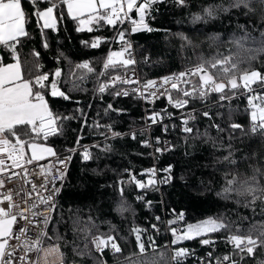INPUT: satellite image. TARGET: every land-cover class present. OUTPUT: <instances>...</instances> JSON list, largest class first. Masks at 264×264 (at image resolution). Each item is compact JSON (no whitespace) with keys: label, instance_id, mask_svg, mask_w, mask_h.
I'll use <instances>...</instances> for the list:
<instances>
[{"label":"trees","instance_id":"obj_1","mask_svg":"<svg viewBox=\"0 0 264 264\" xmlns=\"http://www.w3.org/2000/svg\"><path fill=\"white\" fill-rule=\"evenodd\" d=\"M229 2L230 0H185V5L181 6L176 0H162L153 5L151 14L145 20L153 30H140L133 34L142 82L178 74L202 62L201 58L211 60L217 56H231L241 68L250 66L264 74V52L248 51L261 47L258 43V15L245 16L242 9H231L229 12L218 11L216 18L208 22L194 19L196 16H204L207 8L220 5L227 7ZM22 4L26 13L32 12L28 0H22ZM62 11L64 15L56 30L41 31L35 18L29 19L26 29L30 38H22L17 51L25 79H33L41 72L53 73L59 68L62 76L57 81L58 87L72 97L71 100L60 97L49 100L54 112L62 116H75L76 119L62 121L63 134L51 136L47 142L54 146L57 153L72 148L78 136H83L82 144L99 145L91 146L94 157L91 160L83 161L79 153L73 154L49 220L45 242L59 243L65 263L170 264L168 250L164 246V226L156 219L161 215V205L154 202L147 207L144 201L135 199L133 194L139 189L133 184L124 185L123 197L117 190V180L127 178L125 169L134 174H145L147 169L154 167L155 160L160 172L171 165L172 183L164 189L165 208L169 217L183 213L185 221L190 225L209 217L223 216L233 222V231L237 228L246 231L254 224L264 223V204L261 201L257 200L246 207L250 197L233 193L228 200H224L217 196L233 175L236 176L237 186L240 181L254 175L260 185H264V135L250 130L247 94H237L233 99L223 102H218V94H212L206 101L191 100L185 111H192L189 113L196 116L188 124L193 132L179 130V125L183 124L189 114L172 118L168 125L174 137V146L162 153L155 152L154 158L151 147L143 144L148 141L145 130L138 131L135 139H131L127 133L112 137L113 131L125 133L145 123V110L140 97L134 94L129 98L112 95V92L124 87L119 82L103 94L98 91L100 84L110 80L111 76L121 75L125 70H105L103 64L110 51L121 48V43L113 39L117 31L127 30L128 34V28L122 24H118L117 28L104 24L102 27L94 25L92 32L77 31L78 21L67 14L66 6H62ZM132 15L138 19L137 12L133 11ZM240 25L245 28L242 29ZM246 33L255 38L257 43L246 39ZM97 37L105 40L98 48L86 47L82 43L91 42ZM233 38L242 41L243 47L233 43ZM45 39L47 48L43 47ZM35 53H39V56ZM0 54L4 56V63L14 62L7 50L0 49ZM252 56L255 59H251ZM86 61L94 67V72L88 73L74 67ZM70 70L76 76H69ZM211 71L215 73L216 69ZM101 73L104 75H100ZM80 75L84 77L82 81L77 79ZM50 79L55 78L50 76ZM190 79L193 83L197 82L196 76H191ZM67 80H72L79 90H74L66 83ZM182 87L190 88L189 85ZM171 93L173 99L179 98L176 91ZM108 105H112V109L116 111L108 110ZM145 105L149 116L160 113L165 117L178 112L167 97H160L152 102L148 100ZM205 111L210 113L211 119L203 116ZM85 118L87 125L84 124ZM232 123H239L243 127L232 129ZM96 124L101 127H95ZM106 125H111L112 128L104 127ZM161 128L162 125L154 127L155 136L161 134ZM105 146L110 147L111 151H103ZM156 147H160V144L155 145ZM229 152L236 163L230 165L219 162ZM90 218L102 233H107L110 228L114 229L112 234L121 249L119 253L107 249L100 254L95 251L93 244L88 243L90 253L78 254L87 243L82 230L90 227ZM153 225L156 227L153 228ZM134 228L142 230L140 235L145 244L144 254L139 252ZM210 235L221 239L219 253L230 252L231 246L224 240V233ZM201 238L203 237L185 242L195 244ZM262 261L264 252L257 249L256 256L245 258L242 264H261Z\"/></svg>","mask_w":264,"mask_h":264},{"label":"snow or ice","instance_id":"obj_2","mask_svg":"<svg viewBox=\"0 0 264 264\" xmlns=\"http://www.w3.org/2000/svg\"><path fill=\"white\" fill-rule=\"evenodd\" d=\"M28 2L32 7L31 13H26L22 0H0V49L7 50L14 60L13 63L6 64L4 63V56L0 54V189L5 187L6 180L11 181L13 178L21 176H23L26 184L31 185V191L28 192L16 188L0 194V264H48L49 256H55L63 264V256L58 246L43 247L44 237L47 235L44 226L49 223V217L45 216L44 212L34 211L38 204L33 202L29 205L28 200L32 199L33 193H36L39 197V204L48 206L45 211L51 210L54 208L55 197L60 191V188L56 187V182L60 181L62 186V182L67 175L65 168L71 163L73 154L79 153L83 161L91 160L94 157L89 146L81 143L83 136L77 137L75 145L66 149L68 154L63 157L53 147L38 142H46L51 136L62 135V121L76 119L75 116H62L54 112L49 100L56 97L71 100L72 97L58 87L57 81L62 76V70L59 68L53 73L41 72L33 79H25L17 46L21 43L22 38H30V34L26 30V24L33 17L40 24L41 31L46 29L56 30L59 20L64 15L62 6H66L67 14L73 20L78 21L77 31L87 30L92 32L94 25L102 27L104 24L117 28L118 24L125 22L132 25L130 29L132 32L152 31L153 29L148 26L145 20L151 14L152 6L161 3L162 0H28ZM176 3L184 6L185 0H176ZM231 9H242L245 16H259L260 40L258 43L261 47L248 49V51L264 52V0H230L227 7L220 5L207 8L204 10V16H196L194 19L208 22V20L216 18L218 11L229 12ZM133 11L138 13V19L131 16ZM240 27L245 28L244 25H240ZM126 31L118 30L117 35L113 37L114 40L121 43V48L119 51L109 52L103 64L105 70L128 69L136 64L131 51L132 45L126 39ZM245 38L257 43L255 38L247 33ZM183 39L187 40L188 38L183 37ZM102 42H105L104 38L97 37L91 42L84 41L82 43L86 47L98 48ZM188 42L191 43V41ZM232 42L243 47L242 41L233 38ZM43 47H48L46 39L43 41ZM35 55L39 56V53H35ZM251 59H255V56H252ZM201 61L193 68L172 76L163 77L160 85L156 81L148 80L144 83L143 89L136 88L132 91L152 102L155 98H158L157 93L160 92V88L167 85L160 95H166L168 101L176 108H186L193 99L206 101L212 94H218V102L231 100L237 94H247V104L250 108L251 117L250 130L252 133L258 132L264 135V74L259 70L252 69L250 66L241 68L240 64L233 61L231 56H217L211 60L201 58ZM74 67L77 70H86L88 73L95 71L91 63L87 61ZM211 69H216V72L213 73ZM100 75H104V73ZM50 76L55 79H50ZM69 76H76V73L70 70ZM133 76L134 72L132 76L126 74L111 76L109 81L99 85L98 91L103 94L109 87H115L117 82L120 84H139V81L134 79ZM191 76L197 77L196 83L192 82ZM83 78V75L77 76V79L81 81ZM66 83L70 84L74 90H79L72 80H67ZM182 85H189L190 89L182 87ZM171 90L179 93V98L173 99ZM111 94L114 96H127L129 91H115ZM108 110L116 111L112 109V105H108ZM83 115L81 110V116ZM203 116L211 119L208 111H205ZM148 119L155 124L162 122L164 117L160 113H152ZM195 119L196 116L189 113L188 117L183 120V131L185 133L193 132V128L188 124L190 120ZM84 124L87 125L86 118ZM95 127H101V125L96 124ZM104 127L112 128L111 125ZM230 127L241 129L243 126L239 123H232ZM216 128L222 131L219 125H216ZM167 130V126H165L164 131ZM121 135L119 132H112L113 137ZM132 138L135 139V134H132ZM156 143H160L159 137L156 138ZM143 144L146 147H151L148 141H144ZM92 147H99V145H93ZM102 150L108 152L111 151V148L105 146ZM165 150L161 147L155 148L156 153H162ZM231 155V152H229L219 162L234 165L236 161L231 159ZM48 157H54V163L38 165L39 171H36L35 168L29 169L28 166ZM17 169L20 171H17ZM124 171L127 173V178L121 177L117 180V190L121 197H123L124 185L126 184H133L142 192L149 189L158 191V184H165L171 180V165L163 169L169 175L160 180L156 179L157 170L154 167L146 170L145 174L149 175L147 181L137 179V174L131 173L128 169ZM228 175L232 174L228 173ZM31 176L43 177V183L39 186V189L32 183ZM262 178H264V175H262ZM50 184L52 185L51 189L49 188ZM41 190L49 192V195H41ZM233 193L246 198L250 197L245 204L246 207L251 206L257 200L264 204V185H260L255 175L250 179L240 181L239 186H237L236 176L233 175L232 179L226 181L225 187L217 193V196L228 200ZM14 194L21 196L20 202L14 200ZM137 199L143 200V194L139 195ZM20 203L28 205L27 211L32 212L33 219H29L25 215L26 210L20 207ZM146 203L151 204L150 201ZM37 216L43 217V219L36 221L34 218ZM18 217L33 225V228L36 229L35 239H22L32 231L27 226H21L17 231L13 230ZM156 219L159 220L160 218L156 217ZM177 219H183V213L177 214ZM175 222V220L170 221V223ZM89 225L90 227L82 230L85 232L87 243L85 248L78 254L88 255L90 253L88 243L95 245L96 250L100 252L108 247L114 253L121 251L116 237L112 234L114 229L110 228L107 233H102L99 231V226L91 218L89 219ZM155 227L156 225H153V228ZM141 231L140 228L133 229L136 234L139 252L144 254L145 244L141 240ZM213 233H224L223 238L231 248L228 254L215 259H213L212 253L209 252L208 264H242L245 258H254L257 249L264 252V223L254 224L246 231L239 228L233 231V222L223 216L209 217L196 225L190 224L187 226L186 231L180 233L173 228L172 234L175 237L173 244L179 243L181 240L204 237L200 240L201 244L214 246L216 241L210 235ZM13 240L17 243H11ZM20 247H23L24 255H17ZM33 252L36 253L35 260L28 255ZM189 255V250L186 248L176 249L173 255L175 264H183V259ZM261 264H264V261Z\"/></svg>","mask_w":264,"mask_h":264},{"label":"built area","instance_id":"obj_3","mask_svg":"<svg viewBox=\"0 0 264 264\" xmlns=\"http://www.w3.org/2000/svg\"><path fill=\"white\" fill-rule=\"evenodd\" d=\"M131 16L133 17L132 13H131ZM133 18H135V17H133ZM122 25H125L128 28V34H126V39L128 41H130V43L132 45L131 51H132L133 57L136 60V64L130 66L128 69H125L121 75H125L126 74L128 76H132V74L134 72L133 78L138 80L139 84H135V83H133V84H124V87L120 91L128 90L129 91V95H127V96L121 95L120 97L129 98L133 94L140 97V99L142 100V103H143L144 110H145V123L141 127L130 129L127 132L121 133V134L124 135V134L127 133V134L130 135V138L133 139L132 138V134H135V136H136V133L138 131L145 130L147 135H148V142L151 144L153 157L155 158V145H157V143H156V138L157 137H159V140H160L159 144H160L161 148H164V149H166L168 151V150L172 149L173 146H174V142L175 141H174V137L172 136V132L169 130L168 121L171 120L174 117H185L186 115L189 114V112H192V111H185V108H177L178 112H176V114H172V115H170V117H169V114H167V115H165V117H164L162 122H158V123H155V124H153L151 122V120L148 119L149 115L146 112V105H145L146 101H148V100L142 98L138 93L132 91L133 89H136V88L143 89V85H144V83L142 82L140 71H139L138 58H137V53H136V50H135V43L133 41L134 32H132L130 30L132 28V25L130 23L125 22ZM117 42H119V41H117ZM172 75L173 74L167 75V76H172ZM162 78L163 77H159V78H157V79H155L153 81H156L157 84L160 85L161 82H162ZM164 87H167V85H165V86L160 88V92L157 93L158 98L166 97V95H160V93L164 91ZM257 90H259V89H257ZM172 91H175V90H171V92ZM158 98H155V99H158ZM175 99H177V98H175ZM156 125H162L161 134L158 135V136H155V134H154V130H155L154 127ZM165 126H167V129H168L167 131H164V127ZM183 127H184V125L180 124L179 125V130L183 131ZM84 145L89 146V149H91V146H92L91 144H84ZM58 154H60L61 157H63L64 155H67L68 153L66 151V152H62V153H58ZM54 161H55L54 157H48L47 159L41 160V161L37 162L36 164L30 165L28 167H29V169L35 168L36 171H39L38 165H47V164H50V163H54ZM69 166H70V164L65 168L66 173H67V171L69 169ZM154 168L157 170V175H156V179L157 180H160L161 178L169 175V174H167L165 172H160V168H159V165L157 164L156 160L154 161ZM17 171H20V170L17 169ZM30 179L32 180V183H34L37 186L38 189H39V186L43 183V177L42 176H31ZM137 179H141L143 181H147L149 179V175L139 173V174H137ZM171 183H172V176H171L170 182L165 183V184H158L157 185L158 191L149 189V190H145V191L142 192L139 189L138 191H135L134 194H133L135 199H137V197L139 195L143 194L144 199L141 200V201H144L145 203L147 201H150L151 204L155 202V203H159L161 205L162 212H161V215L159 216V218H160L159 220L163 223V226H164L165 235H166V242H165L164 246L168 250V254H169V258H170V264H175L174 259H173V255H174V251L176 249H178V248H186V249L189 250V253H190L189 256H187L186 258L183 259V264H208V261H209L208 253L209 252L212 253L213 259H215L217 257H222L223 255H225V254L219 253L218 247L220 246V244L222 242L221 239L218 238V237H214V236H211L216 241L214 246L201 244L200 240L203 239L204 237L201 238L195 244L186 243L185 240H181V241H179V243L173 244V241L175 240V237L172 234V229L173 228L177 229L178 233L184 232L187 229V226L189 224L185 221L184 215H183V219H177V214H179V213L175 214L172 217H169L167 215V210L165 208L164 189H165V187L167 185H169ZM60 184H61V182L57 181L56 182V187L60 188ZM51 187H52V185L50 184L49 188L51 189ZM16 188L22 189L23 192L31 191V185L26 184L23 176H21L19 178H13L11 181H7L6 180L5 187L0 189V194L4 193L6 191H9V190L16 189ZM41 195L47 196V195H49V192L41 190ZM153 195H154V197H153ZM58 197H59V193L55 197L54 208H55V205H56ZM14 200L20 202L21 201V196H17V195L14 194ZM33 202H36L38 204V207H36L34 209V211H36V212H44V215L48 216L49 220H50V217L52 215V212H53L54 208H52L51 210L45 211V208L48 207V206H46L44 204H39V197L36 195V193H33L32 199L28 200V204L30 205ZM151 204L149 205V204L146 203V206L150 207ZM20 207L22 209L26 210L25 211V215H27L29 217V219H33L32 212L31 211H27L28 205L20 203ZM34 219L36 221H39V220H42L43 217L37 216ZM173 220H175L176 222L175 223H170V221H173ZM48 224L46 226H44V231L45 232H47ZM21 226H27L30 229H32V231L27 233V237H22V239H24V238L35 239L34 233H35L36 229L33 228V225L32 224H28L27 221H25L23 219H20L18 217L17 218V223H16V225H14V229L13 230L17 231ZM11 243L15 244V243H17V241L13 240V241H11ZM49 246H58L59 250H60V252L62 253V256H63V252H62V249H61L59 243H57V242L47 243V242H45V237H44L43 247L47 248ZM93 247H94L95 251H97L100 254L104 253V251L107 250V249H109L110 252H113V250L110 247L105 248L103 250V252H100V251L96 250L95 245H93ZM17 255H24L23 247H20L18 249ZM28 255H29V257L31 259H33V260L36 259V253L33 252V253H29ZM48 264H61V261L57 260L55 256H49L48 257ZM63 264H66L64 256H63ZM105 264H109V263L105 262Z\"/></svg>","mask_w":264,"mask_h":264},{"label":"rangeland","instance_id":"obj_4","mask_svg":"<svg viewBox=\"0 0 264 264\" xmlns=\"http://www.w3.org/2000/svg\"><path fill=\"white\" fill-rule=\"evenodd\" d=\"M113 51H119L118 49L117 50H113ZM38 142H40V143H46L47 145H49V146H51V147H53L54 148V146L52 145V144H50V143H48L47 141L46 142H44V141H38ZM55 149V148H54ZM201 223V222H200ZM196 224H198V223H196ZM196 224H191V225H196ZM187 230V229H186ZM185 230V231H186ZM196 238V237H195Z\"/></svg>","mask_w":264,"mask_h":264},{"label":"crops","instance_id":"obj_5","mask_svg":"<svg viewBox=\"0 0 264 264\" xmlns=\"http://www.w3.org/2000/svg\"><path fill=\"white\" fill-rule=\"evenodd\" d=\"M27 30V29H26ZM13 63V62H12Z\"/></svg>","mask_w":264,"mask_h":264},{"label":"water","instance_id":"obj_6","mask_svg":"<svg viewBox=\"0 0 264 264\" xmlns=\"http://www.w3.org/2000/svg\"><path fill=\"white\" fill-rule=\"evenodd\" d=\"M172 95V94H171ZM167 97V96H166Z\"/></svg>","mask_w":264,"mask_h":264}]
</instances>
